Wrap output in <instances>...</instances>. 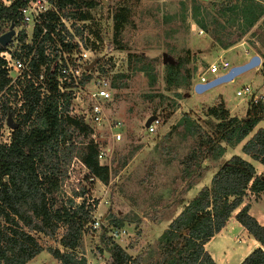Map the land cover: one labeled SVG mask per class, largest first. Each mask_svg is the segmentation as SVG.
Instances as JSON below:
<instances>
[{
	"label": "rangeland",
	"instance_id": "obj_1",
	"mask_svg": "<svg viewBox=\"0 0 264 264\" xmlns=\"http://www.w3.org/2000/svg\"><path fill=\"white\" fill-rule=\"evenodd\" d=\"M1 1L6 3L8 0ZM241 1L96 0L97 4L89 9L91 19L74 21L75 25L72 20L66 21L74 38H79L74 27L85 24L82 33L90 39L82 42V46L85 49L96 46L100 54L97 58L100 75L109 78L111 83L116 73L127 76L117 80V83H124L119 88L112 84V97L107 104L104 122L94 126L91 135L105 152L100 161L108 164L111 170L108 183L96 179L89 192V200L96 202L92 214L103 218L106 226L103 225L93 237L85 235V239L83 236L77 251L89 256L97 251L104 253L111 246V228H120L125 232L111 238L128 254H140L144 262L157 258L158 238L168 222L199 188L209 184L211 174L227 155L236 150V146L227 147V152L216 160H185L198 139L212 133L209 123L214 120L207 117L206 109L218 101L217 91L213 88L219 86L227 108L233 114L238 113L240 118L245 116L252 102L245 96H236L235 91L242 84H249L258 92H264V16L250 28L243 25L239 14L221 9ZM252 1L264 4V0ZM118 6L130 9V20L120 35L121 48L113 41L111 18ZM194 8L198 12L196 16ZM8 28L0 23V35ZM22 28L26 31L27 42L32 40V28L21 24L14 27L15 34L7 44L8 49L21 55L25 54L18 39ZM95 32L99 38L95 37ZM208 43L219 51L210 62L202 57L203 49L209 48ZM49 53L52 54L51 49ZM255 54L261 57L258 66L212 90L195 92L194 86L201 75L212 77L207 71L212 63L226 60L237 65ZM179 60L180 66L177 67ZM137 66L144 67V70L137 69ZM2 98L0 104H6ZM16 99L17 96L7 105L16 104ZM76 105L80 106L78 102ZM7 109L0 108L2 118ZM152 116L158 117L160 125L155 133L150 134L144 124ZM262 123L258 126H264V121ZM114 131L121 133L120 140L113 136ZM86 172L81 162L74 158L58 192L57 204L60 199L64 201L71 196L73 189L78 190ZM114 222L119 226L115 227ZM61 232L62 227L52 238L37 233L35 236L43 246L55 247ZM238 234L239 231H234V236ZM241 239L240 244L233 242V249L237 244L245 246L246 239ZM217 242L216 238L208 243L215 256H218ZM235 259L227 264H233Z\"/></svg>",
	"mask_w": 264,
	"mask_h": 264
},
{
	"label": "trees",
	"instance_id": "obj_2",
	"mask_svg": "<svg viewBox=\"0 0 264 264\" xmlns=\"http://www.w3.org/2000/svg\"><path fill=\"white\" fill-rule=\"evenodd\" d=\"M28 1L13 0L6 5L0 0V23L5 27L11 24L20 26V8ZM48 1L53 8L42 14L41 24L33 29L32 42L25 43V29L18 34L26 53L34 51L30 62L31 74L35 78L43 74L49 93L41 97L38 89L41 85L34 86L31 81L22 86L23 103L19 107L18 126L12 131L9 144L0 143V264H25L43 250L60 264H85L83 257L78 258L76 249L81 245L83 234L88 231L85 226L91 220L96 205L94 200L93 203L89 200L90 187L96 179L108 183L111 176L109 165L98 158L102 148L91 138L93 129L80 118L70 115L69 95L57 92L54 65L57 56L46 54L48 48L54 50L57 42L64 50L78 46L74 42V33L64 21L72 20L75 25L74 21L91 19L89 9L97 2ZM221 9L239 14L246 27H251L264 13V5L252 0H242L239 4ZM197 13L194 8V16ZM111 18L113 41L121 48L120 35L130 20V9L118 6ZM83 27L85 24L74 27L75 35L81 39ZM43 28L48 33L40 36ZM95 37L99 38L97 32ZM6 47L0 45V52ZM180 62H177V67ZM4 63L0 57V91L9 83ZM136 68L144 70L142 66ZM126 77L122 73L114 74L113 87L124 85L117 80ZM0 107L8 108L7 104H0ZM206 115L214 120L209 123L212 133L198 139L185 159L188 162L208 158L216 160L225 153L223 143L233 146L243 141L264 119V103H251L245 116L238 118L230 114L223 97L219 95L218 101L206 109ZM241 151L264 165V128L256 129L242 144ZM74 158L87 171L83 184L57 204L58 192ZM249 191L264 192V176L256 173L251 162L233 154L219 164L209 184L202 186L169 221L158 238L157 258L144 262L140 254H128L109 236L111 246L107 251L111 255V263L216 264L205 245L236 211V221L259 243L240 264H264V226L249 213L250 205L245 202ZM114 226L118 227V222H114ZM60 227L62 232L57 242L62 249L43 246L35 236L37 233L52 238Z\"/></svg>",
	"mask_w": 264,
	"mask_h": 264
},
{
	"label": "built area",
	"instance_id": "obj_3",
	"mask_svg": "<svg viewBox=\"0 0 264 264\" xmlns=\"http://www.w3.org/2000/svg\"><path fill=\"white\" fill-rule=\"evenodd\" d=\"M12 1L13 0H8L4 4L9 5ZM50 8H53V6L48 0H29L20 8V25L22 24L25 27L30 26L32 28V39L34 27L37 24H41L42 14ZM64 22L66 23V21ZM46 33H48L47 29L43 28L40 36ZM83 33V39H81L80 36L79 38H74V42H77L78 44L77 47L70 50H64L61 43L57 42L54 50L52 47L48 48L46 54H49L51 57L57 56L54 63V65H56V89L60 94L66 93L69 95L68 101L70 104V115L80 118L85 124L93 129L94 126L101 125L104 122L107 104L111 101L112 97V83L109 78L100 75L97 71V62L91 69H86L89 62L93 59H97L100 54L96 51V47L94 46L90 48L86 47L88 49H85L82 46V42L90 39L87 38L86 33ZM52 36L55 38L54 35ZM31 42L32 40L27 42L26 37L25 43ZM22 49L25 50V54L23 55H21L20 52L10 50L7 47L0 52V57L5 61L3 68L6 71V77L9 78V83L0 91V99H3L2 97H4V101L7 102L6 104H10L17 96L16 104L10 107L7 105L8 112L4 114V118L0 115V143L2 144L10 143L12 131L14 130L8 124V117L18 125L19 107L23 103L21 91L22 86L27 81H31L34 86L41 85V87L38 88L41 92V97H44V95L49 93L46 84L47 81L43 74H40L38 78H35L30 72V62L34 51L27 54L26 49ZM49 49H51L52 54L49 53ZM231 66L232 65L226 60H221L219 63H212L207 71L213 76L207 78L206 76L201 75L199 82H206L214 76L226 72ZM235 93L236 96H245L253 104L264 103V93L258 92L249 84H242ZM18 94L20 95L18 96ZM77 102L80 106L76 105ZM71 104L74 105L72 106ZM159 125L160 121L158 117H156L147 127H145V129L148 133L153 134L156 132ZM113 136L116 140H120L121 133L119 131H114ZM104 155L105 152L101 150L98 155L99 160H101ZM90 202L93 203V200ZM95 208L96 206L94 205V209ZM103 225H105L103 218L92 214L91 220L85 226L88 231H86L83 236H95L96 231L101 229ZM111 229L112 232H110L109 235L114 238L121 236L125 232L124 229L120 228ZM77 256L78 258L83 257L85 259V264H112L111 255L108 251H104V253L97 251L89 256L87 253L78 250Z\"/></svg>",
	"mask_w": 264,
	"mask_h": 264
},
{
	"label": "crops",
	"instance_id": "obj_4",
	"mask_svg": "<svg viewBox=\"0 0 264 264\" xmlns=\"http://www.w3.org/2000/svg\"><path fill=\"white\" fill-rule=\"evenodd\" d=\"M257 3L262 4L260 2H257ZM262 5H264V4H262ZM263 16H264V13L262 15H260V17L256 20V22L251 27H253L258 21H260ZM207 46L209 48L203 49L204 53H203L202 57H203V59H205V61L210 62L214 58L215 54H216V56L219 55V53H218L219 51H217L218 49L217 50L215 49V47L212 45V43L211 44L208 43ZM248 58H250V57L248 56ZM210 75L213 76L212 74H210ZM218 87L219 86L215 87L218 90L213 88V91H217L216 92V95L218 94L217 97L219 95H221L223 97V100H224L225 105L227 107V103H226L225 98L223 96V92H221V90ZM221 88H223V87H221ZM235 95H236V93H235ZM229 112H230V114L232 116H237L238 118H240L238 113L237 114L236 113L233 114L230 111V109H229ZM263 121H264V119L261 120L256 125L257 129L260 128V127L264 128L263 125L262 126H258L259 124H263L262 123ZM248 138H246L245 140L241 141L239 144L233 145V146L226 145L225 143H223L222 145L225 147V153L227 152L226 151L227 147H234V146L237 147L236 150L234 152L230 153L229 155H227L225 157V159H228L233 154L240 155V156H242L243 158H245L246 160H248L249 162H251L253 164V166L255 167V171H256V173L258 175H263L264 176V165L263 164L259 163L258 161H255V160L251 159L248 155L244 154L242 151H241L242 153L239 154V149L241 150L242 144ZM212 174H211V176H212ZM211 176H210V179H211ZM245 202H247L250 205L249 213L252 216H254L258 220V222L260 224H262L264 226V192L254 193V192L249 191L247 193V195L245 196ZM235 212L228 219V221L225 224V226L212 238V239H216V238L218 239V242H217V245H216V250L218 251V256L217 255L215 256V254L212 251H210L209 248H208V243L212 239L209 242H207V244L205 245V248L211 254V256L213 257V259L216 262V264H227V262L231 263V260L233 261V259H235V258L236 259H235L233 264H240V262L243 260V258L246 255H248L255 247L259 246V243L251 235H249L247 233V231L242 226H239L240 224H237L236 222H234L233 219H235L234 218ZM234 231L235 232L239 231V234L234 236ZM39 235L41 236V234H39ZM239 235L246 239L245 240V242H246L245 246L244 245H242L240 247L238 246L240 244V242L242 241L241 237L237 238V236H239ZM44 237H47V236H44ZM59 237H60V235L58 236V239H59ZM84 238L86 239V236H84ZM233 242L239 243V244L236 245V247L234 249L232 248V246L234 245ZM57 247L62 249L61 245H59L58 242H57ZM237 247H239V248L237 249ZM25 264H60V263L49 252H47L46 250H43L40 253H38L35 257H33L32 259L27 261Z\"/></svg>",
	"mask_w": 264,
	"mask_h": 264
},
{
	"label": "water",
	"instance_id": "obj_5",
	"mask_svg": "<svg viewBox=\"0 0 264 264\" xmlns=\"http://www.w3.org/2000/svg\"><path fill=\"white\" fill-rule=\"evenodd\" d=\"M15 34L14 26L11 24L9 25L8 31L2 33L0 35V45L6 46L12 39V36ZM166 57L163 58V61L166 62ZM97 62V59L91 60L89 64L86 66V69H91L93 65ZM261 64V57L259 55H252L246 62L232 65L226 72L214 76L213 78L207 80L206 82H198L195 84L194 89L195 92L201 93L205 90L211 89L219 84L226 83L232 81L236 76L246 72L256 66ZM155 116L148 118L144 124L147 127ZM8 124L13 129L17 128V123H14L10 117H8Z\"/></svg>",
	"mask_w": 264,
	"mask_h": 264
}]
</instances>
